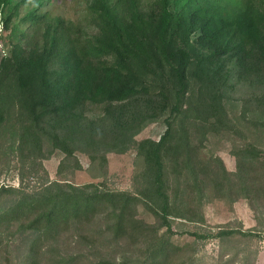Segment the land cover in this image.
Masks as SVG:
<instances>
[{"label":"trees","instance_id":"16d2710c","mask_svg":"<svg viewBox=\"0 0 264 264\" xmlns=\"http://www.w3.org/2000/svg\"><path fill=\"white\" fill-rule=\"evenodd\" d=\"M47 2L0 0V177L16 160L21 183L0 181V264H178L184 237L260 238L200 227L215 200L264 203V0H87L78 21ZM154 123L159 140L138 141ZM222 136L235 172L209 150ZM130 152L135 192L111 190L108 157ZM56 153L58 175L73 161L84 170L85 155L104 181H50L43 162ZM140 209L159 223L142 245ZM125 243L142 253H96Z\"/></svg>","mask_w":264,"mask_h":264},{"label":"rangeland","instance_id":"374dc122","mask_svg":"<svg viewBox=\"0 0 264 264\" xmlns=\"http://www.w3.org/2000/svg\"><path fill=\"white\" fill-rule=\"evenodd\" d=\"M149 0H143V6L147 7ZM227 1V0H226ZM147 5V6H146ZM87 6V0H48L45 10L52 11L55 15L62 16L74 21H78L82 16L83 8ZM1 27V26H0ZM9 33L3 32L0 29V61L4 57L6 50L10 48ZM165 126L162 123H154L144 129L138 136L137 140L151 138L159 140L165 131ZM209 150L213 151L220 157L227 169L230 172L236 171V159L231 154L233 141L229 136H222L220 138L211 137L209 142ZM80 161L84 170L75 171V162L67 163L66 169L64 168L63 175H58L59 166L64 155L61 153L54 154L50 159L43 162L44 169L48 173L50 181L67 180L71 184L79 186L88 183H98L104 179H96L93 172L87 171L90 165L89 159L85 155H79ZM107 169L105 170L106 185L111 190L135 192V167L134 159L135 152H130L126 155H110ZM6 166V167H4ZM5 169L3 175L0 177L1 185H9L16 188L20 187L19 168L16 160L11 164L8 169L7 164L4 163ZM8 169V170H7ZM40 175L32 176L27 179L24 186H28L30 191L40 190L43 188V173ZM253 209L251 204L244 200L239 199L237 202H225L215 200L204 206L203 212L205 220L200 227L201 233L209 232L217 234L221 229L237 230L244 232L260 233L258 237H242L234 236L220 240L212 238L207 240H200L198 244L194 243L192 238H182L178 240L181 247H187L184 252L178 256V260L174 263L181 264H264V203H257ZM140 217L145 224L150 228L145 232V236H140L139 243L145 244L146 240L156 236L155 228L159 226L157 219L145 214L143 209H140ZM192 228L196 229L194 226ZM24 237L20 236L16 246L23 247ZM145 240V241H144ZM190 245V246H189ZM70 248L77 247L76 245L67 243ZM126 251L125 253H123ZM140 248L133 245L130 246L125 243L124 246L110 249L108 247L99 249L96 253L98 256H107L113 258L114 254L126 255L132 257L139 255ZM18 253V252H15ZM142 253V252H141ZM136 255V256H137ZM15 264H20V256L14 254ZM135 258V257H132Z\"/></svg>","mask_w":264,"mask_h":264}]
</instances>
